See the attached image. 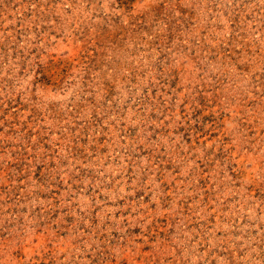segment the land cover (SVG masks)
<instances>
[{
	"label": "rangeland",
	"instance_id": "obj_1",
	"mask_svg": "<svg viewBox=\"0 0 264 264\" xmlns=\"http://www.w3.org/2000/svg\"><path fill=\"white\" fill-rule=\"evenodd\" d=\"M0 264H264V0H0Z\"/></svg>",
	"mask_w": 264,
	"mask_h": 264
}]
</instances>
